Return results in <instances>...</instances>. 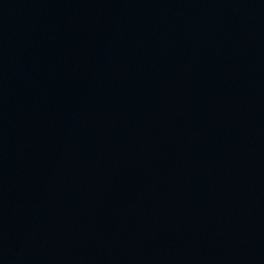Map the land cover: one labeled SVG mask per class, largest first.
<instances>
[{
  "label": "water",
  "instance_id": "water-1",
  "mask_svg": "<svg viewBox=\"0 0 264 264\" xmlns=\"http://www.w3.org/2000/svg\"><path fill=\"white\" fill-rule=\"evenodd\" d=\"M0 264H264V0H0Z\"/></svg>",
  "mask_w": 264,
  "mask_h": 264
}]
</instances>
